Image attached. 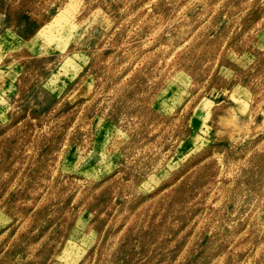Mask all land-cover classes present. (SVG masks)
<instances>
[{"label": "rangeland", "instance_id": "374dc122", "mask_svg": "<svg viewBox=\"0 0 264 264\" xmlns=\"http://www.w3.org/2000/svg\"><path fill=\"white\" fill-rule=\"evenodd\" d=\"M0 264H264V0H0Z\"/></svg>", "mask_w": 264, "mask_h": 264}]
</instances>
